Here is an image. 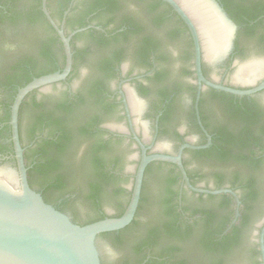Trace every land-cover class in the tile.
<instances>
[{
    "label": "flooded vegetation",
    "instance_id": "flooded-vegetation-1",
    "mask_svg": "<svg viewBox=\"0 0 264 264\" xmlns=\"http://www.w3.org/2000/svg\"><path fill=\"white\" fill-rule=\"evenodd\" d=\"M125 1L69 0L62 12L61 0L52 1L49 15L56 25L63 29L66 37L76 30L66 29L67 21L77 20L95 3L102 4L103 7L84 17L86 26L98 27L99 30H94L99 33H90L86 30L71 36L72 68L65 80L53 83L48 88L30 92L20 104L18 131L21 146L24 148L27 176L28 170L34 165L48 162L46 156L40 153L39 145L42 141L51 138L46 137L45 124H41L33 131L32 139L24 143L22 130L27 126L31 129L32 113L55 112L56 114L58 107L64 102L63 94L66 95L65 105L70 109L69 117L80 119L77 125L89 123L90 118L97 119L89 127L88 133L80 138L81 141L77 146V162L84 157L85 162L89 163L96 157L105 165V172L113 176L111 182L102 186V201L108 196L119 197L126 194L128 199L124 204L126 206L128 204L135 170L141 157L140 147L133 139V134L147 148V154L153 153L156 147H160L164 153L171 155L176 154L178 148L185 143L206 145L209 136L210 144L206 148L183 150L181 161L187 176H190L195 184L193 186L220 189L216 187L222 182L224 184L222 188L235 192L240 202L239 214L235 222L232 224L236 204L231 195L229 196L233 202L229 204V210L221 208L219 200L213 208L190 207L192 202L187 200L188 196L213 203L216 200L208 197L216 195L194 193L185 186L181 188V176L174 164L150 162L144 171L140 198L141 195L144 197L147 174L152 168H158L159 172L163 171L159 175V199L172 197L174 214L158 216L159 213L155 212L142 221L138 220V215L135 214L132 221L146 223L149 232L157 230L159 222L169 221L173 228L156 234L155 250L172 249L165 258L153 257L151 254L155 250L152 247L139 252L143 231L139 228V230L131 228L128 233L120 234L119 230L114 232V235L121 236L119 239H122V244H115L118 248L117 253L108 261L100 257L101 263L151 264L149 260L156 259L159 262L168 260L164 264H211L214 258L209 259L206 254L200 241L201 236L204 231L217 228L223 223L228 212L232 210L233 215L222 235L228 232L232 226L238 224L243 207L241 199H248L251 217L245 229L247 232L250 231L249 234L246 233V238H255L261 264L258 239L264 225V214L259 219H255V216L263 210L264 200V87L253 94L239 97L199 82L195 73L194 44L185 23L163 1L134 0L142 6L151 26L162 28L170 21L175 22V27L167 28L162 37L167 40L184 41L179 54L180 64L176 72L171 74L167 68L171 55L163 47L160 38L152 35L145 26L129 16H124L120 24H114L116 16L124 8ZM217 2L236 24L237 30L232 48L216 61L207 56L203 42L200 41L201 75L206 81L225 87L240 90L256 88L264 82V70L249 83L235 84L230 82V79L235 80L234 69L240 65V59L249 52L253 51L264 59V0H217ZM154 5L155 9H152ZM60 12L61 18H59ZM160 16L164 20L161 25H157L154 20ZM99 21L105 23L107 30L115 29V31L106 33L102 25L96 24ZM55 34L61 46L58 44L51 48L50 58L43 59L51 67L57 65V50L60 48L63 51L65 64L63 45L56 32ZM101 34L104 36L103 40L100 39ZM249 41L252 45L247 44ZM1 63L3 62L0 60V82L5 75ZM17 90L14 93L10 87L0 83V93L8 95L7 99H0L2 111L0 161H9L14 165L9 117L6 120L5 116L8 113L10 116V107ZM33 100L40 106L33 107ZM84 138L88 140L87 145L80 149L79 144ZM173 145L174 151H166ZM97 148L99 150L96 152ZM29 149H32L33 153H30L31 159L26 161L25 153ZM41 156L44 161L39 162ZM187 156L195 158L197 162L193 164ZM207 176L212 178V184H201L202 179ZM170 179H173L174 185L169 183ZM62 181L65 185L69 183L68 179ZM128 181L131 183L130 187L126 186ZM48 185L49 183L44 184L38 189L32 185V188L43 196ZM75 185L79 186V192L86 196L84 188L79 184H73L49 204L63 212V206L75 199V191H72ZM168 189H177V192L171 193ZM252 199L254 201L251 202ZM99 212L105 218L115 214L107 213L102 206ZM74 223L79 225L78 220ZM225 261H229V257L224 258L222 264Z\"/></svg>",
    "mask_w": 264,
    "mask_h": 264
},
{
    "label": "water",
    "instance_id": "water-1",
    "mask_svg": "<svg viewBox=\"0 0 264 264\" xmlns=\"http://www.w3.org/2000/svg\"><path fill=\"white\" fill-rule=\"evenodd\" d=\"M162 1L167 3L181 18L191 34L195 50V73L199 82H203L210 88L239 97L253 94L264 87L263 82L251 90H240L208 82L202 77L200 69V41L202 40L203 42L207 56L216 61L222 58L228 49L232 48L233 38L237 30L236 24L228 17L217 0ZM46 2L47 0H41V11L61 40L65 64L62 70L34 78L24 87L19 88L10 107L9 126L15 165L9 161H0V264H102L100 257L104 261H108L117 253L118 248L111 236L101 235L122 230L132 222L140 200L145 168L147 164L154 161L174 164L181 176V188L185 186L191 192L208 195H231L236 204L233 224L238 217L240 204L235 192L228 188L203 189L193 186L181 161L183 150L206 148L210 144L209 136H207L208 142L206 145L197 146L185 143L178 148L176 154L171 155L164 153L160 147H156L153 153L147 154V148L133 134V139L140 147L141 157L135 170L128 204L121 216L117 218L107 217L87 225H77L74 221H83L97 214L96 208L91 205V202L86 199L82 192H79V186L75 185L72 188V191H75V199L65 204L62 208L63 212H61L51 204L46 203L42 195L29 185L27 167L24 160V148L21 146L18 131L20 104L30 92L48 88L53 83L65 80L69 75L72 68L70 47L72 35L89 29L99 30L98 27L87 25L74 30L70 36L66 37L63 29L58 27L49 15ZM124 16L131 17L137 23L145 26V29L152 35L160 38L163 47L171 55L167 68L171 74L176 72L180 64L179 54L181 48H183L184 41L162 38L167 28L175 27V22L170 21L162 28L151 26L142 6L134 0L125 1L124 8L116 16L114 24H120ZM42 38L43 36H40L37 41ZM247 44L252 45L251 41ZM23 53L33 57L39 69L47 65V62L39 57L37 49L31 47V45H26ZM240 61V65L234 69V73L236 72L235 80L230 79V82L235 84L252 82L264 70V59L253 51L242 57ZM7 97L6 93H0V99H7ZM1 114L2 111L0 109V116ZM24 120L26 122V119ZM191 133L193 134V131ZM30 136V128L28 126L24 127L22 130L23 142L27 143ZM87 141L86 138L82 139L79 144L80 149L85 148ZM166 151H174V145L166 149ZM31 157L32 155L30 154L29 160ZM187 158L191 159L193 164L197 162L193 157L187 156ZM158 170V168H152L146 176L144 186L146 202L143 203L142 209L137 216L140 221L149 218L159 208V175L163 171L159 172ZM131 171H133L132 167ZM201 182V184L211 185L213 180L207 176ZM130 185L131 183L128 181L126 186L130 187ZM33 186L36 189L41 187L40 182L36 178H33ZM127 199L128 195L126 194L119 197L108 196L103 199L101 206L107 213L114 214ZM187 200L192 202L190 207L198 209L213 208L217 205V201L213 203L208 200L199 201L191 196H188ZM262 209L258 213V217H262L264 214V200ZM258 246L260 261L261 264H264V225L259 233ZM243 247L245 248V252H242L244 255L235 256L234 259L232 258L233 260L231 259L230 262L225 261L224 264H258L259 257L255 238H246Z\"/></svg>",
    "mask_w": 264,
    "mask_h": 264
},
{
    "label": "trees",
    "instance_id": "trees-1",
    "mask_svg": "<svg viewBox=\"0 0 264 264\" xmlns=\"http://www.w3.org/2000/svg\"><path fill=\"white\" fill-rule=\"evenodd\" d=\"M52 1L47 0L46 5L48 11L52 9ZM69 0H61V12L65 9L66 3ZM162 2V0H157ZM110 5V4H108ZM103 7L102 4L91 5L85 11V13L78 18L77 20L70 22L67 21L66 29L74 30L86 26L84 22V17L98 9ZM171 9V7H168ZM155 9V5L152 7ZM61 12L59 18H61ZM52 15V14H51ZM175 16H177L174 13ZM177 18H179L177 16ZM163 17H158L154 20V23L161 25L163 22ZM97 25H102L106 30V33L110 34L115 31L107 30L105 23L99 21ZM129 24V22H128ZM130 25V24H129ZM86 32L90 33H99L94 29H89ZM40 36H43L40 41H37ZM100 39H104L103 34L100 35ZM56 34L52 27L49 25L45 16L41 12V0H0V60L3 62L1 68L5 72L2 83L5 87H10L14 90V93L17 89L24 87L26 84L31 82L34 78H39L44 75L54 73L56 71L62 70L64 67V56L62 49L57 50V65L48 66L39 69L37 67V62L33 57H29L23 53V49L26 45H31L35 47L39 54V57L42 59L48 60L51 56V48L61 44L58 41ZM64 102L58 107V112L53 113H41L35 114L32 113L31 119L33 120V125L30 129L32 139L33 131L45 124L46 137L51 138V140L42 141L40 143V153L45 155L48 162L38 163L34 165L31 169L28 170V182L32 187L33 178H36L41 186L49 183L46 187L45 192L43 193V199L46 203H51L55 201L57 196L68 190V187L73 184H79L82 188L85 189L86 199L91 202V205L96 208L97 214L92 217H88L86 220L79 221V225H87L96 221L103 220L104 215L100 214L99 210L102 203V186L108 184L112 181L113 176H109L105 172V165L101 163L98 158H92V161L85 162L83 157L80 162H77V146L81 141V137L88 133L89 127L94 124L97 119L90 118L89 123L83 125H77L78 117L70 118L69 112L70 109L65 105L66 95L63 94ZM32 106H40L35 100L32 101ZM9 113L5 116V119L8 120ZM99 148L95 149L97 152ZM30 153H33L32 149H29L25 153L26 161L29 159ZM44 161L43 156L39 158V162ZM179 176V173H178ZM192 185H195L188 176ZM63 179H68L69 183L67 185L62 181ZM51 182V183H50ZM174 181L173 179L169 180L171 185ZM224 184L219 182L216 188H222ZM167 191V190H166ZM171 193H176L177 189L170 190ZM188 191V190H187ZM211 200H219V205L221 208H227L229 210V204L233 202V199L229 195L221 194L216 196H209ZM159 208L157 210L158 216H171L174 214L173 210V198H162L159 199ZM243 207H241V216L238 218V224L231 227V229L226 232L224 235L226 227L228 226L233 211L228 212L227 217L217 228L209 229L204 231L203 235L200 238L202 246L211 260V264H222L223 259L229 257L230 260L235 256L244 255L242 252H245L243 244L247 237L245 231L249 219L251 217L248 199H241ZM254 199L251 200V202ZM146 202L143 195H141L139 206L137 209L136 216L142 209L143 203ZM126 204H122L119 210L110 218H117L121 216L123 210L125 209ZM260 217L255 216V219ZM141 229L142 242L138 248L139 252L147 248H154L156 244V234L163 233L165 231L173 228V225L167 222H159L158 229L149 232L146 223H139L137 221H132L127 227L120 230V234L128 233L130 229ZM139 228V229H138ZM147 228V229H146ZM146 229V230H145ZM111 236L115 244H122V239H119V236L114 235L113 233H105L103 236ZM222 235V236H221ZM140 236V237H141ZM172 248H163L159 251L152 252L153 257L165 258L169 255V251ZM258 254V251H257ZM212 256V257H211ZM259 256V254H258ZM232 259V260H233ZM168 261V260H167ZM163 260H149L151 264H164L167 262ZM138 264V263H137ZM260 264V263H258Z\"/></svg>",
    "mask_w": 264,
    "mask_h": 264
}]
</instances>
